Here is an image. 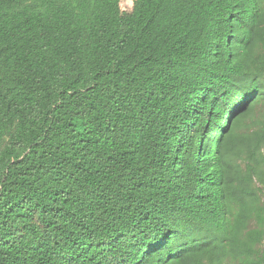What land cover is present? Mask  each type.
Here are the masks:
<instances>
[{
    "label": "trees",
    "instance_id": "1",
    "mask_svg": "<svg viewBox=\"0 0 264 264\" xmlns=\"http://www.w3.org/2000/svg\"><path fill=\"white\" fill-rule=\"evenodd\" d=\"M127 7L0 0V264H264V0Z\"/></svg>",
    "mask_w": 264,
    "mask_h": 264
},
{
    "label": "rangeland",
    "instance_id": "2",
    "mask_svg": "<svg viewBox=\"0 0 264 264\" xmlns=\"http://www.w3.org/2000/svg\"><path fill=\"white\" fill-rule=\"evenodd\" d=\"M128 3H130V0H122V4L125 5L126 8H128ZM130 8V6H129ZM130 10V9H129Z\"/></svg>",
    "mask_w": 264,
    "mask_h": 264
}]
</instances>
